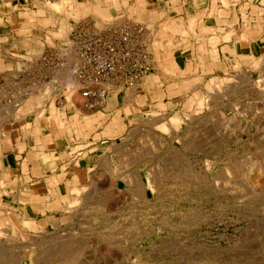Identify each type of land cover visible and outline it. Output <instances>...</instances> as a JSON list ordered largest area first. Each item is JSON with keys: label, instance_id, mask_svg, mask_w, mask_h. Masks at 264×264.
I'll return each instance as SVG.
<instances>
[{"label": "rangeland", "instance_id": "obj_1", "mask_svg": "<svg viewBox=\"0 0 264 264\" xmlns=\"http://www.w3.org/2000/svg\"><path fill=\"white\" fill-rule=\"evenodd\" d=\"M36 1L41 13L50 10L67 19L83 11L81 0H61L58 6L56 0ZM85 1L93 9V0ZM21 16L31 19L28 12ZM90 17L91 12L74 18L60 39L68 40L76 23L94 22ZM250 28L245 19L244 34L252 37L244 38L255 41L244 44V62L225 75L199 65L171 79L169 87L178 93L130 119L115 151L76 186L79 198L74 201L67 192L70 199L62 197L45 229L18 228L22 192L0 160V216L11 219L9 228L0 222V264L10 257V264H264V44L258 45L261 32ZM30 68L17 58L0 63L1 156L25 126L23 103L36 92L42 100L53 88L49 79L55 72ZM198 92L205 94L201 101ZM54 101L53 96V108ZM154 169L157 179L150 184L147 174ZM139 170L147 198L125 178Z\"/></svg>", "mask_w": 264, "mask_h": 264}, {"label": "crops", "instance_id": "obj_2", "mask_svg": "<svg viewBox=\"0 0 264 264\" xmlns=\"http://www.w3.org/2000/svg\"><path fill=\"white\" fill-rule=\"evenodd\" d=\"M81 3L86 12L91 10L87 13L91 12L94 24H107L122 16L143 21L151 33L156 71L153 78L145 80L146 86L111 90L100 107L88 109L72 62H68L50 76L51 97L41 100L36 92L23 103L25 126L3 156L8 179L16 181L24 201L21 204L18 200V211L22 208L23 214L21 221L16 220L19 229H45L62 205V197L67 196L68 187L76 201V186H82L97 170L106 153L115 151L130 119L178 93L169 87L171 79L174 82L190 66L193 71L201 65V71L216 76L244 62V44L255 41L244 38L249 36L244 34L245 19L252 31L261 32L258 45L264 44V0H93V9L85 0ZM84 11H74V17L67 19L50 10L41 13L36 0H0V63L17 58L27 69L30 66V71L44 70L41 56L48 48L64 44L60 37L67 35L74 18ZM24 12L30 20L22 18ZM71 87L75 91L68 99Z\"/></svg>", "mask_w": 264, "mask_h": 264}, {"label": "built area", "instance_id": "obj_3", "mask_svg": "<svg viewBox=\"0 0 264 264\" xmlns=\"http://www.w3.org/2000/svg\"><path fill=\"white\" fill-rule=\"evenodd\" d=\"M42 61L51 72L72 62L88 109L100 107L111 90L141 87L157 67L149 28L127 16L101 27L88 19L76 23L68 40L61 47L48 48Z\"/></svg>", "mask_w": 264, "mask_h": 264}, {"label": "bare ground", "instance_id": "obj_4", "mask_svg": "<svg viewBox=\"0 0 264 264\" xmlns=\"http://www.w3.org/2000/svg\"><path fill=\"white\" fill-rule=\"evenodd\" d=\"M73 1H75L76 3H78L79 2V0H72V2ZM56 2L57 3H55L57 6L58 5H61L62 4V1L61 0H56ZM74 3V2H73ZM66 4V3H65ZM80 4H82V6L80 5V8H82L83 9V11H84V9H86V5L85 4H83V3H80ZM77 6H79V4L77 5ZM64 8H65V6H64ZM67 9V8H66ZM89 11H91L90 9H88ZM87 10V12H89ZM66 11V10H65ZM68 12H69V10H67ZM82 11V10H81ZM84 12H86V10L84 11ZM84 12H83V15H84ZM86 12V13H87ZM93 13V12H92ZM66 14H67V12H66ZM94 14V13H93ZM68 16H69V14H67ZM24 16V15H23ZM94 16H96V14H94ZM166 25V24H165ZM165 27V26H164ZM261 28V27H260ZM198 30V29H197ZM245 30V29H244ZM248 32V31H247ZM253 32V31H252ZM257 34H258V31H257ZM254 35V34H253ZM150 36H151V33H150ZM236 37V36H235ZM249 37H252L251 35L249 36ZM255 37H257L256 35H255ZM213 42V41H212ZM152 49V48H151ZM229 50V49H228ZM262 63V62H261ZM260 63V64H261ZM69 64V63H68ZM65 66H68L67 64L65 65ZM64 66V67H65ZM63 67V68H64ZM62 68V69H63ZM68 68V67H67ZM62 69H60V70H62ZM60 70H58V71H60ZM175 70V69H174ZM249 71V70H248ZM66 73V72H65ZM195 74V73H194ZM151 76V75H150ZM150 76H148V77H150ZM153 76V75H152ZM148 77H146L145 79H144V81H143V83H142V85L144 84V82H145V80L148 78ZM246 83V82H245ZM78 84V83H77ZM80 84V83H79ZM81 85V84H80ZM212 85V84H211ZM247 85V84H246ZM51 86H52V84H51ZM192 86V85H191ZM72 88V87H71ZM79 88V87H78ZM81 89H82V85H81V87H80ZM186 88V87H185ZM76 89V88H75ZM232 89V88H231ZM239 89V88H238ZM132 90V89H131ZM235 90V89H234ZM256 90V89H255ZM43 91V90H42ZM75 91V90H74ZM72 93H73V91H71ZM238 92V91H237ZM245 92V91H244ZM255 92H257V91H255ZM69 94H70V92H68ZM200 92H198V94L196 95L197 97V100L198 101H201L202 100V94H199ZM258 93V92H257ZM216 94V93H215ZM194 95H195V93H194ZM203 95H205V94H203ZM214 95V94H213ZM219 95V94H218ZM223 95H225V94H223ZM231 95V94H230ZM71 96V95H70ZM69 95L67 96L68 98L70 97ZM209 96V95H208ZM210 96H212V95H210ZM216 97H218V96H216ZM224 97V96H223ZM212 99V98H211ZM262 99V98H261ZM44 100V99H43ZM205 100V99H204ZM196 101V100H195ZM210 103V102H209ZM245 103V102H244ZM230 106V105H229ZM245 106V105H244ZM2 107V106H1ZM1 109V108H0ZM55 110V109H54ZM244 111H245V109H244ZM263 111V110H262ZM2 112V111H1ZM0 112V113H1ZM21 113V112H20ZM4 114V113H3ZM56 114V113H55ZM245 114V113H244ZM261 114V113H260ZM248 115V114H247ZM8 116V115H7ZM12 116V115H11ZM259 116V115H258ZM0 117H1V114H0ZM248 117H249V115H248ZM9 118V117H8ZM7 118V119H8ZM154 118V117H153ZM164 118V117H163ZM6 119V118H5ZM134 120V119H133ZM148 120H150V121H153V123L155 122V121H157V120H155V119H148ZM148 120H146V121H148ZM162 120V119H161ZM135 121V120H134ZM248 121V120H247ZM262 121V120H261ZM264 121V120H263ZM4 122V121H3ZM149 123V121L147 122V124ZM151 123V122H150ZM143 124H145V123H143ZM226 124V123H225ZM260 124V123H259ZM151 125H153V124H151ZM251 125V124H250ZM258 126H260V125H258ZM136 127V126H135ZM152 127V126H151ZM257 127V126H256ZM261 131V130H260ZM136 132V131H135ZM259 134V133H258ZM249 135V134H248ZM256 136H258V135H256ZM152 140V139H151ZM156 141V140H155ZM154 142V141H153ZM155 143V142H154ZM156 144V143H155ZM42 147V146H41ZM151 147V146H150ZM156 147V146H155ZM135 149V148H134ZM149 149H152V148H149ZM263 149V148H262ZM120 151V150H119ZM151 151V150H150ZM150 151H148L149 153H150ZM3 156V155H2ZM1 155H0V160L2 161L3 160V157H2ZM143 156V155H142ZM145 156V155H144ZM135 157V156H134ZM141 158V157H140ZM255 158H258V157H255ZM121 160H123V159H121ZM256 160V159H255ZM258 160V159H257ZM257 162V161H256ZM262 162V161H261ZM2 164L4 163L3 161L1 162ZM2 164H1V166H2ZM106 164V163H105ZM107 164H110V163H107ZM154 164V163H153ZM263 165V164H262ZM264 166V165H263ZM124 167V166H123ZM256 167V166H255ZM257 167H259V165L257 166ZM247 168V167H246ZM119 169H121V168H119ZM260 169V168H259ZM3 170H5V169H3ZM233 170V169H232ZM261 171V170H260ZM131 172V171H130ZM247 172V171H246ZM256 172H257V170H256ZM121 173V172H120ZM135 173V172H134ZM134 173H132V174H134ZM125 174V173H124ZM129 174V173H128ZM128 175V177H125L126 179L128 178V180L130 181V183H131V185L133 186V188H134V190H139V191H141V194L143 195V197L145 198H147V189H146V186H145V180H144V176L142 175L143 174V172H142V170H139V171H137L134 175ZM157 173L155 172V169H154V171H150L149 170V172H148V174H147V176H149L150 175V180L148 179V181L150 182V184L151 183H153L154 181H153V179L155 180V179H157V175H156ZM248 174V173H247ZM125 176V175H124ZM246 176V175H245ZM131 177V178H130ZM166 177V176H165ZM164 177V178H165ZM198 177V176H197ZM256 177H257V175H256ZM1 178H2V181L3 180H5V179H7V177H2L1 176ZM252 178V177H251ZM245 179H246V177H245ZM253 180V179H252ZM261 180V179H260ZM6 181V180H5ZM9 181H10V179H9ZM156 181H158V180H156ZM247 181V180H246ZM147 182V181H146ZM149 184V185H150ZM264 184V183H263ZM161 185V184H160ZM153 186H154V184H153ZM263 186V185H262ZM251 187V186H250ZM69 189H70V187H68ZM68 189V192L70 193V190ZM248 189V188H247ZM87 190V189H86ZM137 190V191H138ZM253 190V189H252ZM82 191V190H81ZM249 191V190H248ZM89 192V191H88ZM87 192V193H88ZM157 192V191H156ZM89 194V193H88ZM15 195V194H14ZM247 195V194H246ZM24 196V195H23ZM67 197H69V195H67L66 196V198ZM85 197V196H84ZM259 197V196H258ZM86 198H87V194H86ZM249 198V197H248ZM2 203V202H1ZM8 204V203H7ZM11 205H14V204H11ZM85 208V207H84ZM2 210V209H1ZM72 211V210H71ZM4 216V215H3ZM1 218H0V222H2L3 224H7L8 226H9V220H11L10 218H7L6 220H4V219H2V216H0ZM71 217V216H70ZM82 220V219H81ZM8 222V223H7ZM6 225V226H7ZM7 226V228H9ZM14 227V226H13ZM110 228V227H109ZM11 229V228H10ZM14 229V228H13ZM3 230V229H2ZM13 231H16V230H13ZM3 232H4V230H3ZM6 233H7V230H6ZM16 234H17V232H16ZM27 236V235H26ZM8 237V236H7ZM35 238V237H34ZM5 239V238H4ZM8 239V238H7ZM17 239L19 240V241H21V242H25L24 240H25V238H24V236L22 235V234H19L18 236H17ZM18 241V242H19ZM49 241V240H48ZM47 241V242H48ZM17 242V241H16ZM40 243H41V240L39 241ZM39 242H38V244H39ZM8 243V242H7ZM11 244V243H10ZM76 244V243H75ZM0 246H1V244H0ZM35 246V245H34ZM24 248H25V251H26V248H30V244H28V243H26V245L25 246H23ZM82 247V246H81ZM3 248V247H2ZM64 248V247H63ZM66 248V247H65ZM4 249V248H3ZM44 249V248H43ZM35 250V249H34ZM48 250V249H47ZM23 251V250H22ZM40 254V253H39ZM21 255V252H19V256ZM23 255V254H22ZM71 256V255H70ZM0 257H1V255H0ZM63 257V256H62ZM21 258V257H20ZM40 258V257H39ZM47 258V257H46ZM64 258V257H63ZM3 259V258H2ZM10 259H12L11 257L10 258H8V259H5V260H7V261H4V263L6 264H10ZM42 259V258H41ZM54 259V258H53ZM13 260V259H12ZM33 260V259H32ZM51 260H52V258H51ZM24 261V260H23ZM35 261V259L33 260V262ZM134 261V260H133ZM36 262H37V259H36ZM55 262V261H54ZM123 264V263H122Z\"/></svg>", "mask_w": 264, "mask_h": 264}]
</instances>
